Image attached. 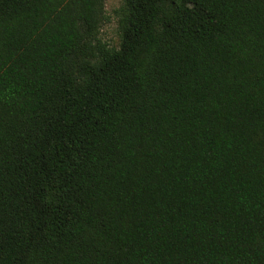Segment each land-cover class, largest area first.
<instances>
[{"label": "trees", "instance_id": "1", "mask_svg": "<svg viewBox=\"0 0 264 264\" xmlns=\"http://www.w3.org/2000/svg\"><path fill=\"white\" fill-rule=\"evenodd\" d=\"M0 0V264H264V0Z\"/></svg>", "mask_w": 264, "mask_h": 264}, {"label": "rangeland", "instance_id": "2", "mask_svg": "<svg viewBox=\"0 0 264 264\" xmlns=\"http://www.w3.org/2000/svg\"><path fill=\"white\" fill-rule=\"evenodd\" d=\"M107 21L102 29L101 39L114 48L119 47L120 36L117 29L116 12L121 6L122 0H103Z\"/></svg>", "mask_w": 264, "mask_h": 264}]
</instances>
